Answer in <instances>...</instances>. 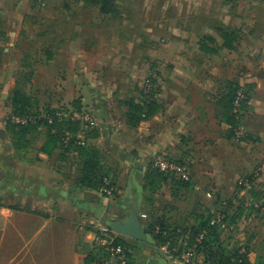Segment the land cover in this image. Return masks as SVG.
<instances>
[{
  "label": "crops",
  "instance_id": "0c3cea01",
  "mask_svg": "<svg viewBox=\"0 0 264 264\" xmlns=\"http://www.w3.org/2000/svg\"><path fill=\"white\" fill-rule=\"evenodd\" d=\"M173 5L177 10L183 9V16L168 18L170 27L162 36L165 43H152L145 52L151 60L148 68L157 77L155 86H159V94L154 98L155 109L149 117L131 125L129 101L125 106H118V112L121 109L122 113L117 116L114 113L116 104L124 102L120 95L117 99L113 95L116 88H112L111 95L105 81L92 80L89 76L86 85L74 75L79 81V90L86 91V96L78 98L81 103L87 99L96 115L97 132L87 143L92 140L91 148L99 154L102 168L110 171L115 194L105 196L93 186L81 183V158L72 147L63 148L55 143L42 150L47 132H34L36 135L32 136L30 132L17 144L16 136L0 124V264H107L103 249L92 242V222L124 221L132 211L145 230L146 239L121 236L127 243L131 264H171L163 252L164 244L148 229L158 215H165L174 225L195 224L199 215L207 213V208L197 204L195 209L183 212L177 207L184 204L182 200H189L192 191L193 195L198 194L203 187L209 201L222 196L227 187L233 194L239 178L260 167L264 180V125H252L250 132H246L245 142H238L233 137L235 127L229 121L225 99L226 90L237 79L210 77L216 66L200 64L202 59L228 57L241 50L238 44L243 31H247L245 39L251 42L264 41V0H247L240 9L242 15L238 13L240 6L236 0L212 3L179 0ZM94 6L99 10V5L94 3ZM126 6L125 2L112 1L110 10L102 12L101 18L106 19L115 9L122 19ZM194 6L200 11L198 16L189 11ZM256 9L261 10L258 17ZM193 24L199 26L195 31L190 28ZM255 24L263 25L262 34L252 31ZM150 33L147 34L151 40L156 41L157 37ZM68 35L60 40L74 45L83 36L76 29ZM251 48H244L245 53ZM50 54L47 50L43 60L50 59ZM80 56L86 57L83 49H77L72 58L78 57L83 64ZM61 62L65 64L64 60ZM67 69L62 66L59 71L63 73ZM82 72L85 70L79 74ZM64 83L68 85L66 80ZM109 83L108 87H118L116 82ZM105 89L107 92L103 94ZM96 90L101 91L103 99L98 98ZM247 103L250 115L264 119V102L261 107L256 101ZM158 153L188 161L191 190L182 188L178 193H171V198L166 196L164 202L162 191L172 184L155 186L156 181L149 172L151 159ZM148 190L152 191L151 195L147 194ZM148 198L155 202L149 218L143 215L144 201ZM176 198L182 204L176 203ZM161 200L163 203H159ZM41 228L48 229L46 243L32 250L29 238ZM255 258V264H264V256L255 255Z\"/></svg>",
  "mask_w": 264,
  "mask_h": 264
},
{
  "label": "rangeland",
  "instance_id": "374dc122",
  "mask_svg": "<svg viewBox=\"0 0 264 264\" xmlns=\"http://www.w3.org/2000/svg\"><path fill=\"white\" fill-rule=\"evenodd\" d=\"M110 1L127 3L126 8L123 10L122 19H119L118 12L115 9L111 11L110 16L102 19V11L95 8L92 0H0V124L2 126H6V121L10 117L11 106L9 95L14 87L20 88L32 97L33 103L37 107L35 111L38 113L43 112L42 110L46 106L68 112L78 110L73 106V101L78 99L80 101L79 110L93 113L96 122V115L92 105L87 103V99L85 101L83 99L81 103V100L78 98L79 95L81 97L82 95L86 96V91L79 90V81H76L74 75L79 76L82 79L81 82L86 85L89 76L92 80L105 81V87L109 88V90L111 88L109 91L111 95L113 92L112 88H116V94L115 91L113 94L116 95V99L119 95L121 98H124L122 104H116V110H114L116 116L120 112L122 113L121 109L118 112V106L129 105V103L126 104L128 101L140 105L144 99H147L141 92L144 81L145 79H151L154 82V80H157V77L148 68L151 60L145 52L152 43L158 45L162 42V36L167 33L170 27L168 18L182 17L183 9L177 10L173 5L174 2L177 3L179 0ZM180 1L182 2V0ZM207 1L212 3L218 0ZM236 1L240 6L237 9L238 13L242 15L240 9L247 0ZM168 2L171 5H167L169 4ZM129 3L132 4L130 7ZM66 5L69 6L68 9H64ZM70 5L75 6L74 8H70ZM189 11L193 15L198 16L200 14L199 9L195 8V6ZM259 11L261 12V10L257 9L254 11L255 16H259ZM244 14L245 12H243ZM74 24H77V26ZM198 27L195 24L190 25L191 31H195ZM262 27L263 25L255 24L252 27V31H255L256 35L258 34L257 31L262 34ZM75 29L83 35L80 36L78 44L74 45L70 41L62 42L64 37L66 38V36H69L68 34L75 32ZM148 32L153 33L158 38V41L157 38L156 41L151 40L152 37L147 34ZM246 32L243 31L242 39H240L238 44L241 50L238 49L239 51L234 52L228 57L219 55L213 58L202 59L200 64L202 63L203 65L204 62V65L214 64L216 66L215 71L211 73L210 77L221 76L222 80L223 78H236V83L245 90L247 102L256 101L258 102L257 105L261 107L264 102V41L255 40L251 42L245 39L244 33ZM247 47L252 48L249 49L248 53H245L244 48L246 50ZM77 49H83L86 53V57H79L84 60L83 64L79 63L78 57L76 59L72 58ZM47 50L51 53L49 61L43 60V56H45ZM63 60L65 64L61 65V61ZM62 66L63 68L64 66L68 68L63 73L59 71V68ZM82 69L85 72H82V75H80L79 73H81ZM197 78L201 79L199 76ZM64 80L68 82V85H64ZM109 82L118 83V87H108L110 86ZM98 84L101 85L100 83ZM158 88L159 86L157 85L156 94L153 99L157 98L159 94ZM96 92L98 98L103 99V94L107 91L105 89L103 94L100 90H96ZM247 102L242 107V112L239 116V124L243 126L244 133L250 132L252 125H264L262 117L250 115ZM96 127L97 123H95L94 127H87L84 130L87 132V139H92V134L97 132ZM45 130V127H41L35 132H46ZM30 135H36V133L31 132ZM233 137L236 139L235 134ZM89 140L88 143L85 140L83 147H92L93 144L90 143L92 140ZM237 140L238 142H245L241 137ZM246 143L248 144V142ZM247 144L243 146L248 148ZM158 154L167 156L163 153ZM167 158L186 164L190 168L187 160H181L171 155H168ZM151 170L152 162L149 166L150 173ZM189 170L191 174V169ZM256 170L259 171V176L254 181V190L264 193V180L261 177L262 169L260 167L256 168ZM100 174L110 175V171L107 168L103 169L101 167L96 176L97 179L100 177ZM112 180L114 181V179ZM172 186H167L162 191L161 198L164 202L167 201L166 196L167 198H171L172 194L182 190L176 183H173ZM93 187L99 190L98 184ZM115 190H113L112 195L115 194ZM188 190L191 189L189 188ZM199 190L201 192H197L198 194L195 195H193L195 192L188 191L191 192L189 200H182L184 204L181 207H177L184 212L191 208L195 209L197 204H200L207 208V210L214 211L222 200L228 198L231 199L228 209L229 214L233 215V213L237 212L238 200L234 196L235 191L233 194H230V187L224 190L222 196H219L215 200L212 199V201L207 199V195L205 194L207 191L203 190V187ZM7 191L4 189L5 193H8ZM151 193L152 191L148 190L147 194L151 195ZM104 195L107 196L106 194ZM174 200L176 203L182 204L179 201L180 199L176 198ZM261 200L264 202L263 199ZM153 202L150 198L144 201V217L149 218ZM159 203H163V201L161 200ZM201 210L203 209L201 208ZM244 213H241V216L236 218L233 226L234 230L224 231L221 233V236L225 238L224 241L228 244L227 248H230L235 243L247 242L250 248L248 254L252 253H250L251 261L247 255L248 262L249 264H255V255L264 256V212L251 210ZM47 230V228H41L31 234L29 244L32 250H35L38 245L40 247L45 245ZM186 233L187 231L184 232L183 240L180 237L175 238L176 246L174 248L179 249L181 247L180 249L182 250L188 247L189 237L185 236ZM51 255H48V257L50 258Z\"/></svg>",
  "mask_w": 264,
  "mask_h": 264
},
{
  "label": "trees",
  "instance_id": "16d2710c",
  "mask_svg": "<svg viewBox=\"0 0 264 264\" xmlns=\"http://www.w3.org/2000/svg\"><path fill=\"white\" fill-rule=\"evenodd\" d=\"M89 1V0H88ZM91 1V0H90ZM95 4L99 5V10L102 12H108L110 0H92ZM225 34V32H223ZM228 37V36H226ZM226 42L229 43V39H225ZM154 83V82H153ZM155 85V83H154ZM239 88V85L237 83L230 84L228 87V90H226L225 99H227V105L229 109V121L232 126L235 128L240 125L239 124V116L240 114L235 117V115L231 112V104L232 100L235 96V92ZM142 92V90H141ZM10 100V106L11 111L10 115H18V116H32L35 117V120L28 121L25 124L15 123L11 121L10 117L6 121V129L9 132H12L14 136H16V143L19 144V141L24 138V136L30 132L38 131L41 127L46 128V140L44 145H42L41 149L46 150L49 146L54 145L55 143H58L63 148H73L78 153V155L81 158V164H82V178L81 183L87 184L88 186H97L98 188L104 183V177H107L109 180V185H114L113 180L109 175L106 174H100V177L98 179L96 178L98 172L100 171V156L97 153L96 150L89 147H83L84 144H77L72 137L67 143L62 142V136L64 133L68 132L72 135H75L77 132L81 129V124L79 121L72 120L70 118H59L56 116V112L58 109L55 108H49L46 106L41 112L38 113L35 111L37 110V107L35 106V103H33V99L31 96H29L26 92L22 91L18 87H14L9 95ZM247 102V96L243 100L242 107L245 106ZM73 106L76 107V109L79 110L80 108V101L74 100ZM155 107V99H153L152 96L147 97V99H144L143 102H141L140 105L132 103V101L129 103L130 111L128 113L129 123L131 125H134L139 121V119H144L149 117ZM34 109V111H33ZM242 112V108H241ZM240 112V113H241ZM46 113L51 117V123L48 122L45 118L37 117L38 115ZM234 128V130H235ZM86 130V129H85ZM95 132L92 134V136H95ZM86 141H87V132L85 134ZM246 133L241 136L242 139H245ZM181 163V162H179ZM151 177L156 181V185L158 184H168V183H176L180 187L179 188H189L193 185L192 177L190 174L191 179L188 181H183L179 178H176L173 174L170 173H163L160 172L152 167L151 170ZM169 176H171L169 178ZM259 176V171L255 169L250 170L248 173H245L242 175L238 183L236 185L234 196L237 197L238 200V208L236 209L237 212L233 213V215H230L228 212L229 209V203L231 199L225 198L222 200L218 208L214 211L207 210V213L201 214L197 217V222L195 224L191 225H174L168 222L165 215H158L153 223L150 226V231L154 234V237L162 244H168L169 247H175L176 246V239L177 237L182 238L184 237V232L187 231L186 237H189L188 241V247H190L192 244L197 243V250L201 251L203 255L210 260L211 262H214L216 264H236L237 261L241 259V264H249L248 262V251H249V245L247 242L245 243H235L230 248L227 243H225L224 239L221 236V233L224 231H231L234 230V222L236 221V218L241 216V213L245 214V211H251L255 210L257 212H264V209L261 211L258 208H252L251 210H245V208L242 205L241 198L239 197L238 191L242 187L239 183V181L242 178H246L251 183V188L248 190V194L252 196L254 199L261 201L262 205L264 206V202L261 200H264V193L258 190H254V181ZM97 179V180H96ZM173 187V186H172ZM224 202V203H222ZM219 211L221 214H223L222 221L226 223L227 228H221L219 224H211L210 219L214 216L215 212ZM204 233L203 238L200 242L196 241V237L200 234ZM188 234V235H187ZM117 241L120 242L126 249L127 255L129 257L128 264H131L130 261V253L127 250V243L124 241L121 237L118 236ZM98 247V246H97ZM101 251L104 252V256L106 254V258L108 259L107 251L100 247ZM181 247H179L178 250ZM187 248V247H186ZM240 249H244L243 252H240ZM106 259V260H107Z\"/></svg>",
  "mask_w": 264,
  "mask_h": 264
},
{
  "label": "built area",
  "instance_id": "2783aa9c",
  "mask_svg": "<svg viewBox=\"0 0 264 264\" xmlns=\"http://www.w3.org/2000/svg\"><path fill=\"white\" fill-rule=\"evenodd\" d=\"M142 94L146 98L150 96L155 97L154 95L156 94V86L151 81V79H145ZM245 97V90L242 87L237 88L231 104V112L235 115V117L240 114L242 103ZM56 116L59 118H70L72 120L79 121L81 124L80 131L75 135H72L68 132L64 133L61 138L63 143H67L73 137L77 144H84L86 140V132L84 130L87 127H94L96 123L94 114L90 113L89 111L85 112L74 110L68 112L64 110H58L56 112ZM37 117L45 118L51 123V117L46 113H42ZM10 119L15 123L25 124L28 121L35 120V117L18 116L12 114L10 115ZM243 133V126L238 125L234 130L236 139H239L241 136H243ZM152 167L160 172L173 174L176 178H179L183 181H188L191 179L190 170L186 164L171 160L162 154H156L154 156L152 159ZM239 183L242 187L238 191V194L245 210L258 208L262 211L264 209L262 202L254 199L248 194V190L251 188L250 181L246 178H242ZM99 190L106 195H112L114 188L112 185H109V180L107 177H104V183L99 187ZM222 218L223 214L217 211L210 219V223L219 224L221 228L226 229V223L222 221ZM92 224V242L95 246L102 247L107 251V264L110 262H114L115 264H128L129 257L127 255V251L125 247L117 241V238L120 234L116 233L108 224L96 221L92 222ZM203 235L204 233H200L196 237V241L200 242L203 238ZM162 249L164 254H166L168 259L171 261V264H216L208 260L201 251L197 250V243L192 244L190 247L183 248L182 250H178L174 247H169L168 244H164ZM243 251L244 249H240V252ZM236 264H241V259L237 261Z\"/></svg>",
  "mask_w": 264,
  "mask_h": 264
},
{
  "label": "water",
  "instance_id": "95a60500",
  "mask_svg": "<svg viewBox=\"0 0 264 264\" xmlns=\"http://www.w3.org/2000/svg\"><path fill=\"white\" fill-rule=\"evenodd\" d=\"M107 224L120 235L141 241L146 239L145 230L140 226V222L135 211H132L124 221L110 220Z\"/></svg>",
  "mask_w": 264,
  "mask_h": 264
}]
</instances>
